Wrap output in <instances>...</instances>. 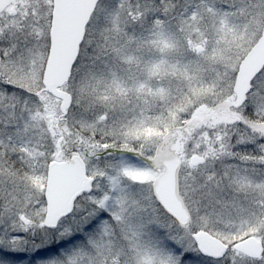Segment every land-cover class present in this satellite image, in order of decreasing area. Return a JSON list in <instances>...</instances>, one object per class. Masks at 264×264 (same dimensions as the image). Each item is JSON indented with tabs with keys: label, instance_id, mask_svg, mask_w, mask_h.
<instances>
[{
	"label": "snow or ice",
	"instance_id": "snow-or-ice-1",
	"mask_svg": "<svg viewBox=\"0 0 264 264\" xmlns=\"http://www.w3.org/2000/svg\"><path fill=\"white\" fill-rule=\"evenodd\" d=\"M0 264H264V0H0Z\"/></svg>",
	"mask_w": 264,
	"mask_h": 264
}]
</instances>
